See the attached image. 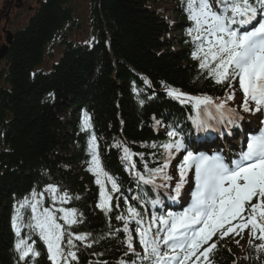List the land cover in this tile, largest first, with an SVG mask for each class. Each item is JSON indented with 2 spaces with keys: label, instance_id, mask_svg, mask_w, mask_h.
<instances>
[{
  "label": "trees",
  "instance_id": "16d2710c",
  "mask_svg": "<svg viewBox=\"0 0 264 264\" xmlns=\"http://www.w3.org/2000/svg\"><path fill=\"white\" fill-rule=\"evenodd\" d=\"M74 1L41 2L27 24L14 32L0 63V264H25L15 249L12 217L20 201L31 199L34 190L45 192L49 184L71 197L65 204L57 201L55 207L83 214V223L73 225L72 231L92 234L85 243L77 242L74 264L135 260L132 253L124 255V236L115 232L122 222L115 216L124 210L126 199L141 207L145 219L154 212L162 214L150 201L168 191L139 184L122 159V147L131 150L136 169L147 175L145 163L149 169L163 163L159 145L169 140L167 131H180L191 150L186 131L197 113L192 104L170 97L166 88L220 99L229 91L227 85L202 74L192 58L195 45L188 35L192 23L184 5L175 9L169 23L160 0H87L82 21L75 16ZM85 113L91 121L88 130H82ZM93 134L109 141L103 143L100 158L121 187L113 194V205L120 207L109 214L111 226L97 207L100 189L95 177L88 165L81 166ZM177 158L170 163L174 168L181 161ZM44 206H53L47 192ZM22 211L27 223L30 212ZM25 233L40 242L30 229L22 228L21 234ZM242 234L214 237L217 248L202 264H264V251L249 246L248 231L247 237ZM134 244L142 251L138 239ZM34 247L40 255L27 264H52L43 241Z\"/></svg>",
  "mask_w": 264,
  "mask_h": 264
},
{
  "label": "snow or ice",
  "instance_id": "6c2138e0",
  "mask_svg": "<svg viewBox=\"0 0 264 264\" xmlns=\"http://www.w3.org/2000/svg\"><path fill=\"white\" fill-rule=\"evenodd\" d=\"M184 10L192 22L188 29L195 45L191 55L198 61L201 73L232 90L226 92L223 99L208 95L191 96L170 86L166 88L167 94L182 104H192L198 116L215 118L211 112L214 108L220 114V123L224 122L225 112L229 113L228 122L235 123L231 116L236 109L229 108L228 101L235 97L233 84L236 82L243 92V111H252L250 105L255 111L264 110V0H184ZM193 122L197 128L211 126L204 120ZM90 128V117L85 113L82 130ZM167 136L169 140L159 145L165 154L163 163L151 169L145 163L147 175L136 169L134 154L127 146L122 147V159L128 162V170L134 173L139 184L161 189L169 188L168 182L174 179L167 172L174 154L184 152L177 166L179 179L172 188L174 195L168 198L177 202L181 190L191 179L194 187L188 194L190 199L181 211L154 212L148 219H145L141 207L126 199L124 210L115 216L122 222V227L115 232L124 236V255L132 253L136 259H121L118 264H137V261L139 264H202V260L208 261L210 253L217 248L214 237L240 236L246 230L249 246L258 253L264 251V129L251 136L246 150L230 162L218 154L209 156L187 150L180 131L176 129L167 131ZM87 145L91 156L88 170L100 189L97 207L104 212L111 226L109 214L113 207H120L119 204L113 205V194L120 193L121 187L104 169L94 134ZM117 147L121 145L117 144ZM140 156L143 160V154ZM189 172L193 173L192 177L188 176ZM157 179L163 183L158 184ZM45 192L51 194L52 207L44 206ZM45 192L34 190L31 199L25 197L19 202L12 217V227L17 237H21L22 228L36 233L46 246L52 264H74L78 262L77 242L85 243L92 234L72 231L73 225L83 223V214L77 209L55 207L57 201L61 204L70 201L67 192L60 193L52 184L47 185ZM150 203L155 208L162 201L152 199ZM25 209L30 212L27 223L22 211ZM133 224L134 228L131 227ZM136 239L142 251H137ZM30 241L31 236L19 238L15 244L19 259L25 264L28 259L40 255L34 247L35 241ZM86 246L92 245L88 243Z\"/></svg>",
  "mask_w": 264,
  "mask_h": 264
},
{
  "label": "rangeland",
  "instance_id": "374dc122",
  "mask_svg": "<svg viewBox=\"0 0 264 264\" xmlns=\"http://www.w3.org/2000/svg\"><path fill=\"white\" fill-rule=\"evenodd\" d=\"M161 5L166 10V16L171 18L174 17V14L172 13L175 8L176 0H160ZM12 3L14 5L15 3H18L17 0H0V45L4 43V39L8 35V30L10 32H13V30L18 27L20 24H22L24 21H26L30 11L29 7H34L35 0H27V2H23L22 0H19V7L20 9H16L15 11L12 10L9 12V4ZM77 11L76 14L79 18H82L84 13L86 12L87 8V2L86 0H79L76 3ZM84 28V25H83ZM236 104L234 106V109L240 112L241 119L242 120H250L251 115H257V111L253 110L249 112L243 111L242 103L243 98H241L239 95L236 94L235 96ZM252 107V105H250ZM250 128H253L254 125H249ZM240 146V145H239Z\"/></svg>",
  "mask_w": 264,
  "mask_h": 264
},
{
  "label": "bare ground",
  "instance_id": "6f19581e",
  "mask_svg": "<svg viewBox=\"0 0 264 264\" xmlns=\"http://www.w3.org/2000/svg\"><path fill=\"white\" fill-rule=\"evenodd\" d=\"M252 118L257 119V116H253ZM256 124H258V122H256ZM256 126H258L257 128H259V124L256 125ZM261 129H264V128H261ZM259 131H260V130H259ZM99 138H100V137H99ZM248 140H249V139H245V140H244V143H245L244 145L247 144ZM100 141L103 142V143H106V144L109 142V141H108L107 139H105V138H101ZM186 197H187V196H184L183 198H186ZM21 262H23V261H21Z\"/></svg>",
  "mask_w": 264,
  "mask_h": 264
},
{
  "label": "water",
  "instance_id": "95a60500",
  "mask_svg": "<svg viewBox=\"0 0 264 264\" xmlns=\"http://www.w3.org/2000/svg\"><path fill=\"white\" fill-rule=\"evenodd\" d=\"M4 52H5V51H4V47H1V48H0V58L4 55Z\"/></svg>",
  "mask_w": 264,
  "mask_h": 264
}]
</instances>
